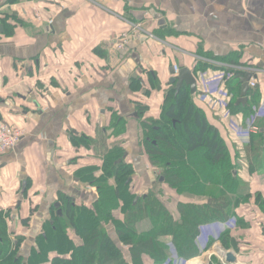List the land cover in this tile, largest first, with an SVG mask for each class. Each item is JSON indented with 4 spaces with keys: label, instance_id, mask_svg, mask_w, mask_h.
Here are the masks:
<instances>
[{
    "label": "crops",
    "instance_id": "0c3cea01",
    "mask_svg": "<svg viewBox=\"0 0 264 264\" xmlns=\"http://www.w3.org/2000/svg\"><path fill=\"white\" fill-rule=\"evenodd\" d=\"M5 7L0 12L10 8ZM11 8L19 24L15 35L0 41V118L25 128V135L13 150L0 152V209L11 210L9 227L28 236L21 248L24 258L42 234L60 196H71L78 205L92 204L98 198L95 187L77 179V166L72 162L79 156V165L102 166L104 156L78 152L72 143L73 134L95 139L96 147L105 143L111 148L121 142L127 151L126 162L135 168L127 139L139 140L138 161L150 180L146 182L136 170L142 182L154 186L155 170L140 145L143 127L137 102L149 104L148 112L158 115L165 95L163 91L153 90L149 95L135 91L133 81L151 89L157 80L167 88L175 77L172 68H193L197 51L225 58V63L264 67V0H20ZM130 22L142 23L164 38L159 41L147 34H133ZM125 33L130 34L128 41L119 49L117 44ZM198 76L196 102L211 121L228 132L224 124L214 120L213 108L230 116L221 105V96L215 90L208 91L222 84L220 71L208 68ZM259 80L258 89L249 91L247 103H241L244 107L248 103L258 106L264 73ZM235 82H225L231 99L229 85ZM249 116L240 110L229 122L224 120L242 144L250 141L251 133L244 134L246 127L241 124ZM115 118L125 125L117 138L110 129ZM263 118H257L259 132L264 130L260 125ZM103 134L109 135L106 141ZM242 176L251 181L248 185L252 191L264 195V168L251 175L243 171ZM28 181L27 187L24 183ZM26 188L28 199L23 194ZM163 188L174 195L170 188ZM33 207L37 210L31 215ZM257 212V219L246 227L235 220L230 225L228 220L203 226L199 242L206 245L211 235L218 237L230 228L233 245L227 250L237 256L232 264H264V210ZM25 218H30L26 227L22 226ZM110 230L115 236L112 226ZM218 242L214 244H222ZM218 250L222 251L220 247ZM214 255L219 264H226L216 249L209 258ZM195 258L185 264H206ZM144 260L153 264L149 256Z\"/></svg>",
    "mask_w": 264,
    "mask_h": 264
},
{
    "label": "trees",
    "instance_id": "16d2710c",
    "mask_svg": "<svg viewBox=\"0 0 264 264\" xmlns=\"http://www.w3.org/2000/svg\"><path fill=\"white\" fill-rule=\"evenodd\" d=\"M19 1L0 0V7L10 6V10L0 12L4 28L0 41L16 34L19 22L11 6ZM157 36L164 38L161 33ZM196 53L199 57L226 61ZM208 68L220 69L196 58L190 70L198 79L199 72ZM244 74H236L232 78L235 85H229L233 93L229 103L231 114L254 111L252 103L245 107L237 104L242 91L239 77ZM132 87L147 95L153 90L165 95L158 115L148 112L149 104L137 102L143 127L142 153L149 166L159 171L155 182L160 184L161 193L154 189L136 192V185L141 187L142 181L135 166L126 162V149L121 142H115L111 148L104 143L107 152L103 166L79 165L76 159L72 162L77 166L75 176L79 181L96 186V201L78 205L73 197L60 196L27 258L21 254L27 237L9 227L7 218L12 217L11 210L0 209V264H146L145 256L153 264H185L201 256L217 240L225 249L233 245L230 228L220 231L218 237L211 235L206 245H202L199 237L203 226L232 218L246 227L257 219V211L264 210V195L252 191L250 186L245 193L240 185L244 179L239 174L242 169L251 175L264 168V130L251 133L248 144L240 146L230 133L210 120L189 85L184 83L178 90L175 80L162 88L159 81L153 80L151 89L140 81H133ZM260 125L264 128V123ZM124 126L115 118L110 129L120 135ZM103 135L106 141L109 135ZM72 143L78 152L91 149L97 153L96 140L86 135L73 134ZM99 172L103 174L95 176ZM27 183L28 187L30 181ZM163 185L173 190L174 195H169ZM184 195L200 200H186ZM36 210L31 208V215ZM29 221L30 218L23 219L22 226H28ZM111 226L115 236L111 235ZM10 233L16 235L14 240ZM210 259L220 263L215 255Z\"/></svg>",
    "mask_w": 264,
    "mask_h": 264
},
{
    "label": "built area",
    "instance_id": "2783aa9c",
    "mask_svg": "<svg viewBox=\"0 0 264 264\" xmlns=\"http://www.w3.org/2000/svg\"><path fill=\"white\" fill-rule=\"evenodd\" d=\"M131 30L133 34H147L149 37L162 41L159 37L149 31L147 28L143 26L142 23H131L130 22ZM129 33H125L120 38V41L117 44L119 49L125 47V44L128 41ZM198 59L204 60L205 62L211 64L212 66L220 67L219 71L221 73V80L222 84L214 85L210 87L209 90L217 91L221 96V105L226 108L227 113L231 114L229 109V101L231 100V96L228 91L225 89V82L231 80L233 77L236 76L239 72H251L252 77L249 81L250 86L252 88L258 87L260 84L259 75L260 73H264V68H260L254 64L251 65H241V64H232V63H224L216 59L212 58H204L197 56ZM229 109V111H228ZM264 117V91L262 92V97L260 100L259 105L255 108V113L252 115L250 120L252 124L250 127L243 128L244 134L249 131V133H257L259 132V126L257 125V118ZM241 134V133H240ZM25 135V128L14 126L6 122L5 120L0 118V152L4 153L10 150H13L19 140ZM207 264V263H206Z\"/></svg>",
    "mask_w": 264,
    "mask_h": 264
},
{
    "label": "rangeland",
    "instance_id": "374dc122",
    "mask_svg": "<svg viewBox=\"0 0 264 264\" xmlns=\"http://www.w3.org/2000/svg\"><path fill=\"white\" fill-rule=\"evenodd\" d=\"M7 7V6H6ZM5 7V8H6ZM0 8H2V7H0ZM1 15V14H0ZM178 71H179V69H176V72L174 73V75L175 76H177V74H178ZM260 103V102H259ZM252 105H253V109L255 108V107H257L256 106V103L255 104H253L252 103ZM259 105V104H258ZM213 108V107H212ZM213 110H214V120L215 121H217V122H220V123H222V124H224L225 125V127H226V130H229L228 131V133H230L231 135H232V137H233V139L240 145V146H242V143H241V140L239 139V137L235 134V133H233L232 132V130L230 129V127H229V125L227 124V122H225L224 120H227L228 122H229V120H230V118H231V115H233V114H230L229 113V115L230 116H227L225 113H223V112H221V111H219V113H216V108H213ZM228 111H229V109H228ZM253 111L252 110H249V111H247V115L249 116L250 115V113H252ZM255 112H253L249 117H247L248 119H245L244 121H243V123H241L243 126H245L247 129L250 127V125L252 124V121L250 120V118L252 117V115L254 114ZM215 117H218V118H220V120L218 119V120H216V118ZM246 120H247V122H246ZM246 122V123H245ZM246 124V125H245ZM246 134V133H245ZM113 135H115V133L113 134ZM229 135V134H228ZM237 137H235V136ZM116 136V135H115ZM230 137V136H229ZM115 138H117V136L115 137ZM127 142H128V144L129 145H131V150H132V152H131V154H132V156H133V160L135 161V164H136V168L138 169V171L141 173V174H143V176H145V180H146V182H148L149 180H150V177L149 176H146V174L145 173H147V171L143 168V166L140 164V162L138 161V159L140 158V156L138 155V147H139V140H136V139H134V138H132V139H127ZM228 143H229V145L231 146V143L228 141ZM101 144H103V142L101 143ZM91 145H93V144H91ZM122 145V144H121ZM96 151H97V153L99 154H101L102 156H104V154L107 152V149H106V147H103V145H102V147H96V149H95ZM81 153H89V154H91V153H94L93 152V150H91V149H89V151L88 150H85V151H82ZM95 154V153H94ZM243 155H245L244 153H243ZM80 158L81 157H76L75 159V162L76 163H79L78 161L80 160ZM93 165V164H92ZM95 166H97V165H95ZM103 166V165H102ZM103 173H101V172H99V173H97L95 176H97V177H99V176H101ZM239 174H240V176L241 175H243V169L241 170V172H239ZM160 176V174H159V171L157 170L156 171V169H155V176H153L154 177V179L155 180H157L158 179V177ZM243 177V176H242ZM78 179V178H77ZM243 179H244V182H242L240 185H241V187H243V189H244V192L246 193L247 191H249V183H251V181L250 180H248V179H246L245 177H243ZM20 190H21V188H22V185H23V181L22 180H20ZM136 183V182H135ZM138 183V182H137ZM84 184H87V183H84ZM158 182L156 183L155 182V184H154V186H151V185H146V183L145 182H140V185H141V187H137V185H136V187H135V189H136V192H147V191H149V190H151V189H154L156 192H159V193H161L160 191H162L161 190V186H160V184H158ZM24 185L25 186H27V182H25L24 183ZM87 185H89V184H87ZM92 187H95L96 188V186H94V185H91ZM27 199H28V197H27V193H26V196H25ZM52 198H49V199H47V200H51ZM57 202H58V200H57ZM80 202V201H79ZM76 203V202H75ZM84 203H80V205H83ZM18 205V204H17ZM17 205H14L13 207L14 208H16V206ZM57 205H58V203H57ZM18 207H19V205H18ZM27 207V205H25L24 206V209ZM7 208H11V207H7ZM171 208H174V205H172L171 206ZM2 209V208H1ZM5 209V208H4ZM119 213V211H117L115 214H118ZM11 219V218H10ZM234 219H230L229 220V225L232 223V221H233ZM26 227V226H25ZM14 230H16L15 229V227H14ZM11 234V237H12V240H14L16 237V235H14V234H12V233H10ZM114 234V233H113ZM29 235V234H28ZM25 237H28L27 235H25ZM219 244L221 243V242H218ZM222 247H221V246ZM220 245H218L217 247H216V245L214 244V245H212L211 246V248L210 249H208L207 251H205V252H203L202 253V255L201 256H198L197 258H201L202 259V261L203 262H206L207 264H216V262H213L210 258H209V256H210V253H213V252H215V249H216V251L218 252V254H219V256H224L225 257V254L224 255H222L221 253H220V251L218 250V247H221V248H223L224 249V247H223V245L222 244H220ZM215 254V253H214ZM197 258H195V259H197ZM225 263L226 264H232V263H230V262H227L226 261V258H225Z\"/></svg>",
    "mask_w": 264,
    "mask_h": 264
},
{
    "label": "water",
    "instance_id": "95a60500",
    "mask_svg": "<svg viewBox=\"0 0 264 264\" xmlns=\"http://www.w3.org/2000/svg\"><path fill=\"white\" fill-rule=\"evenodd\" d=\"M3 29H4L3 25L0 23V33L3 32ZM262 66H263V64L259 65L258 67H262ZM171 71H172V73L176 72L175 68H172ZM251 77H252L251 72H246L244 75H241L239 77L241 79V82H242V91H241L240 98H238V100H237V104H241V103L246 104L247 103L248 93L251 89L250 83H249ZM175 80H177V89L178 90L185 83L191 87L192 92L196 91V88H197L196 78L189 68H187V67L180 68L177 76L172 79L173 82ZM19 204H20V202H18V205ZM60 212H61V210H60ZM225 258H226L227 262H230V263H236L237 262V256L231 250H226Z\"/></svg>",
    "mask_w": 264,
    "mask_h": 264
},
{
    "label": "bare ground",
    "instance_id": "6f19581e",
    "mask_svg": "<svg viewBox=\"0 0 264 264\" xmlns=\"http://www.w3.org/2000/svg\"><path fill=\"white\" fill-rule=\"evenodd\" d=\"M220 249L222 250V251H220V253L221 254H223V249L220 247ZM199 261V260H198ZM192 262V261H191ZM197 262V261H196ZM204 263H206V262H204ZM197 264V263H196ZM198 264H203L201 261L198 263Z\"/></svg>",
    "mask_w": 264,
    "mask_h": 264
}]
</instances>
